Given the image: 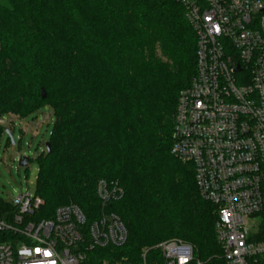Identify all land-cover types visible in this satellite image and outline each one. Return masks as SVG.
<instances>
[{
	"label": "trees",
	"instance_id": "obj_1",
	"mask_svg": "<svg viewBox=\"0 0 264 264\" xmlns=\"http://www.w3.org/2000/svg\"><path fill=\"white\" fill-rule=\"evenodd\" d=\"M196 69L197 35L178 0H0V117L54 112L51 150L36 159L38 216L76 204L90 224L104 211L98 181L123 188L105 210L127 240L97 248L92 264H158L156 246L172 239L201 264H225L217 207L172 153L179 94ZM12 208L0 200V218Z\"/></svg>",
	"mask_w": 264,
	"mask_h": 264
},
{
	"label": "built area",
	"instance_id": "obj_2",
	"mask_svg": "<svg viewBox=\"0 0 264 264\" xmlns=\"http://www.w3.org/2000/svg\"><path fill=\"white\" fill-rule=\"evenodd\" d=\"M178 1L197 35V69L179 94L172 153L194 166L201 196L217 207L225 264H264V0ZM97 194L104 211L88 224L76 204L41 217L43 199L19 193L0 218V264H92L97 248L122 246L127 228L105 208L123 188L101 179ZM156 247L158 264H201L188 242Z\"/></svg>",
	"mask_w": 264,
	"mask_h": 264
},
{
	"label": "rangeland",
	"instance_id": "obj_3",
	"mask_svg": "<svg viewBox=\"0 0 264 264\" xmlns=\"http://www.w3.org/2000/svg\"><path fill=\"white\" fill-rule=\"evenodd\" d=\"M54 121V112L47 105L24 119L11 114L0 117V124L12 131L16 141V144L9 141L5 129L0 133V200L11 204L28 189L36 193V159L46 149ZM20 154L31 159L28 167L19 165Z\"/></svg>",
	"mask_w": 264,
	"mask_h": 264
},
{
	"label": "water",
	"instance_id": "obj_4",
	"mask_svg": "<svg viewBox=\"0 0 264 264\" xmlns=\"http://www.w3.org/2000/svg\"><path fill=\"white\" fill-rule=\"evenodd\" d=\"M46 96H47L46 90L42 89V98H46ZM5 132L8 134L12 144H16V141H15V138H14V135H13L12 131L9 128H5ZM46 149H47V152H50V150H51V143L50 142L46 143ZM28 162H29V157L24 156L19 161V165L22 166V167H26Z\"/></svg>",
	"mask_w": 264,
	"mask_h": 264
}]
</instances>
